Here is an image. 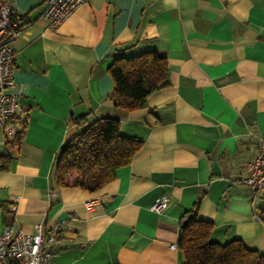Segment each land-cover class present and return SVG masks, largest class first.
<instances>
[{
  "label": "crops",
  "instance_id": "crops-1",
  "mask_svg": "<svg viewBox=\"0 0 264 264\" xmlns=\"http://www.w3.org/2000/svg\"><path fill=\"white\" fill-rule=\"evenodd\" d=\"M9 2L28 22L12 48L29 122L0 171V233L56 231L51 264H181L180 222L196 209L213 242L264 253V199L242 183L264 140V0H87L55 30L45 0ZM154 50L168 86L143 109L115 107L109 67ZM85 115L144 142L95 193L54 180L70 119Z\"/></svg>",
  "mask_w": 264,
  "mask_h": 264
},
{
  "label": "trees",
  "instance_id": "trees-1",
  "mask_svg": "<svg viewBox=\"0 0 264 264\" xmlns=\"http://www.w3.org/2000/svg\"><path fill=\"white\" fill-rule=\"evenodd\" d=\"M21 21L22 27L28 25L23 18ZM108 72L113 80L108 99L126 112L143 109L154 92L168 86L167 58L157 50L116 58ZM89 116L70 119L75 134L59 150L54 166L57 188L95 193L111 183L116 171L128 166L143 147L142 140L122 134L119 119L103 117L91 121ZM21 140L0 153V171L9 170L10 150L19 146ZM5 207L0 205V209ZM213 230L214 225L201 220L196 209L184 215L177 244L181 264H264V253L248 249L242 241L213 242Z\"/></svg>",
  "mask_w": 264,
  "mask_h": 264
},
{
  "label": "built area",
  "instance_id": "built-area-1",
  "mask_svg": "<svg viewBox=\"0 0 264 264\" xmlns=\"http://www.w3.org/2000/svg\"><path fill=\"white\" fill-rule=\"evenodd\" d=\"M87 0H45L43 17L51 29H57ZM21 18L9 0H0V150L17 143L23 138L28 125V110L14 92L16 53L13 42L22 30ZM242 183L252 191L254 199H264V140L261 141L258 156L247 165L246 177ZM92 209L93 203L86 204ZM168 206L163 197L151 210L160 213ZM56 231L35 225L34 232L5 227L0 233V264H51L52 247Z\"/></svg>",
  "mask_w": 264,
  "mask_h": 264
},
{
  "label": "water",
  "instance_id": "water-1",
  "mask_svg": "<svg viewBox=\"0 0 264 264\" xmlns=\"http://www.w3.org/2000/svg\"><path fill=\"white\" fill-rule=\"evenodd\" d=\"M187 224V222L184 223V226Z\"/></svg>",
  "mask_w": 264,
  "mask_h": 264
}]
</instances>
